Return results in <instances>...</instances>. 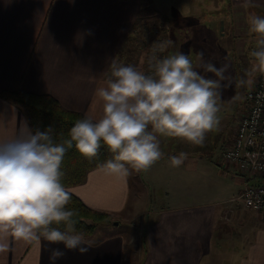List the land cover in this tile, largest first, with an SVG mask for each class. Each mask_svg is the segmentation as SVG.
<instances>
[{
    "label": "crops",
    "instance_id": "obj_1",
    "mask_svg": "<svg viewBox=\"0 0 264 264\" xmlns=\"http://www.w3.org/2000/svg\"><path fill=\"white\" fill-rule=\"evenodd\" d=\"M244 4L245 0H0V93L50 95L64 108L97 120L102 102L96 90L106 86L111 64H117L134 27L161 19L170 24L166 41L172 42L164 57L183 53L212 79L214 74L204 72L201 63L228 65L225 75L236 81L235 74L240 78L252 66L249 53L257 39L247 19L251 14L264 16V0ZM258 73L242 96H235L238 121L248 110L245 96ZM24 120L31 128L24 112L0 95V139L17 135ZM235 134L236 130L229 143ZM158 139L163 155L148 171L130 170L127 177H118L99 167L89 172L85 183L69 189L89 208L118 217V227L100 224L85 239L89 245L84 253L43 238L27 242L0 232V244L6 245L0 264H50L53 248L65 253L55 264H264V212L233 201L244 183L235 166L224 161L230 174L214 169L209 154H204L209 153L205 144ZM181 152L187 159L172 166L169 158ZM208 171L233 179L229 191L213 194L222 199L208 198ZM139 219V242L133 244L128 227ZM121 224L128 227L120 230Z\"/></svg>",
    "mask_w": 264,
    "mask_h": 264
},
{
    "label": "clouds",
    "instance_id": "obj_2",
    "mask_svg": "<svg viewBox=\"0 0 264 264\" xmlns=\"http://www.w3.org/2000/svg\"><path fill=\"white\" fill-rule=\"evenodd\" d=\"M251 0H245V7ZM249 32L255 49L249 55L253 70L264 71V16L249 15ZM171 41L156 46L163 51ZM150 58L151 74L132 65L111 64L106 86L96 90L102 102L99 119L85 116L68 132V139L57 142L51 127L40 131L21 121L17 135L0 139V232H10L27 242L41 238L66 249L87 251L89 245L76 231V210L66 206L71 193L62 183V164L69 149L92 159L105 147L112 158L102 165L110 175L127 177L130 170L148 171L162 157L158 136L178 138L202 146L206 135L218 123L220 89L228 87V65L216 67L201 63L206 78L183 53ZM203 58V53L199 54ZM229 81L228 84H222ZM240 80L238 83L243 84ZM171 165L181 166L187 154L171 156ZM55 225V226H54ZM63 225V229L59 226ZM6 245L0 244V251ZM58 248L50 250V264L64 256Z\"/></svg>",
    "mask_w": 264,
    "mask_h": 264
},
{
    "label": "rangeland",
    "instance_id": "obj_3",
    "mask_svg": "<svg viewBox=\"0 0 264 264\" xmlns=\"http://www.w3.org/2000/svg\"><path fill=\"white\" fill-rule=\"evenodd\" d=\"M134 28L135 30H133V33L129 37V43L127 44L123 52L120 54L119 59L117 60V64L132 65L136 67L139 71H143L146 74H151V68L149 63L150 58L153 56L154 49H156V46L165 42L167 40L166 37H169L170 24H168L167 21L165 22L163 19H161V21L159 20L156 23L141 22ZM165 50H168V47L165 48L163 51H159L158 49H156L155 55L159 58H163ZM249 68V71H245L246 74L244 76H241L240 78L237 76L238 73L235 74L237 80L231 81L229 86L225 87L224 92H221L223 95H225V99L223 98L220 103V109H222L218 114V116H220L219 123L217 127L212 131V134L208 135V139L205 140L203 143L209 149V153L204 154L210 155H208V159L211 163H213V167H215L214 169L218 168L222 169V171L228 170V174H230V169H228L225 165L221 154V149H223L226 145L229 144L236 130L238 122V107L235 102V96H242L244 90L248 85V82L252 84V82L254 81L256 70H253L252 66ZM240 80H244L245 82L243 84H239L238 82ZM245 114L246 111L243 116ZM179 141L180 139L173 138L172 143L177 144ZM206 174L209 179H205L204 183L205 185H207L209 199H222V197H216V195L213 194L218 191H229L232 187H234L232 184L233 179H228L225 177L222 178L218 176L215 172L212 173V171H208L206 172ZM110 218V221H108L107 223H109L110 226L117 225L116 227H118L117 221H119V218L113 216H110ZM147 219L148 217L144 218L143 224H146ZM141 220L139 219V221L129 224V226H133L132 228H129L128 224H121V226L118 228L120 230H124L128 227V229L130 230L128 232V235L131 236L133 233V240L129 237L133 244L139 242V239L137 238L139 237V229L137 231L136 225H140ZM134 232H136L137 235Z\"/></svg>",
    "mask_w": 264,
    "mask_h": 264
},
{
    "label": "trees",
    "instance_id": "obj_4",
    "mask_svg": "<svg viewBox=\"0 0 264 264\" xmlns=\"http://www.w3.org/2000/svg\"><path fill=\"white\" fill-rule=\"evenodd\" d=\"M0 95L24 112L31 129L44 131L51 127L53 139L57 142L68 139L70 128L77 120L85 117L80 112L64 108L57 99L50 95L20 91H3ZM111 158L112 154L103 146L96 157L87 159L73 145L63 160L64 177L62 183L68 190L73 186L85 183L90 171L101 167L100 165ZM66 207L76 210L75 228L77 232L83 234L85 239L91 236L100 224L107 223L111 219L109 214L86 206L73 193H71V201ZM59 227L63 229V225Z\"/></svg>",
    "mask_w": 264,
    "mask_h": 264
},
{
    "label": "built area",
    "instance_id": "obj_5",
    "mask_svg": "<svg viewBox=\"0 0 264 264\" xmlns=\"http://www.w3.org/2000/svg\"><path fill=\"white\" fill-rule=\"evenodd\" d=\"M253 84L245 96L248 110L237 122L232 142L221 154L244 179L242 190L233 201L264 212V71H259Z\"/></svg>",
    "mask_w": 264,
    "mask_h": 264
}]
</instances>
